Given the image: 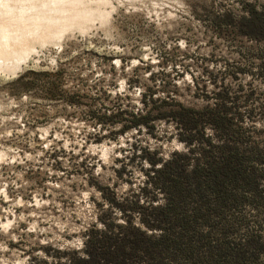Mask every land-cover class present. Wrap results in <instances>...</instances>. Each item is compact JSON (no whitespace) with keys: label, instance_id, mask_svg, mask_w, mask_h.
Instances as JSON below:
<instances>
[{"label":"rangeland","instance_id":"374dc122","mask_svg":"<svg viewBox=\"0 0 264 264\" xmlns=\"http://www.w3.org/2000/svg\"><path fill=\"white\" fill-rule=\"evenodd\" d=\"M261 27L264 0H0V264H82L88 236L112 239L110 264H264ZM178 104L203 112L191 147ZM229 149L247 186L208 187L185 230L140 222L134 202L144 217L167 201L146 160L184 175Z\"/></svg>","mask_w":264,"mask_h":264},{"label":"trees","instance_id":"16d2710c","mask_svg":"<svg viewBox=\"0 0 264 264\" xmlns=\"http://www.w3.org/2000/svg\"><path fill=\"white\" fill-rule=\"evenodd\" d=\"M248 14L252 16L257 23L261 25L260 13L255 9H252ZM261 32L264 33V28L261 27ZM58 74V73H57ZM60 74V73H59ZM34 77H38L37 74L29 73ZM25 75L17 78L14 84L20 85L23 90H30L32 87L31 83H22ZM48 98H52L50 95ZM142 102L146 106V101L144 96L142 97ZM73 104V103H71ZM178 109L170 112V117L177 123V126L184 132L187 133V137L182 139L185 145L188 147L193 146L194 140L190 135L193 130L197 128L194 125L195 119L201 115L203 112H196L191 109H187L182 105H177ZM217 120L221 123L226 121L224 116H216ZM155 118L150 117L149 113L145 114L137 113L130 114V118H120L116 119L115 123H120L122 125V133L130 129H137L141 126H150L149 123ZM99 120V119H96ZM102 122V121H100ZM209 122H212L211 120ZM207 124V123H205ZM213 124V122H212ZM204 128V127H203ZM200 132V130H199ZM203 134L201 130V135ZM150 164V169L153 171V175L149 177L148 184L157 188L160 186L162 190L167 195L166 204L160 208L158 215L146 214L144 217L140 214L139 205L134 202L133 212L138 213L140 217V222L147 228L153 229L158 228V225H153L154 223H163L168 227H178L179 229H187L193 222L200 220L203 215L201 210L205 209L207 201L204 196V192L208 187L214 191L216 195L226 194L227 186L229 184L248 185L250 179L253 177V173L248 169L247 163L248 158L244 154H240L235 150L225 151L216 163H207L196 166L192 169L190 173H184L180 169V173L176 174L173 170L172 163L169 161L163 162L160 159L157 160H146ZM159 164L158 169L156 168ZM210 166H213L212 168ZM184 172V171H183ZM153 181V182H152ZM242 186V185H241ZM159 188V187H158ZM144 189V188H143ZM249 190V187H247ZM195 198V199H194ZM225 199V198H224ZM112 204L114 203L123 212L124 206L116 203L114 198L106 199ZM198 203L191 213H187L185 205L188 201H194ZM105 230L109 229L108 225H104ZM106 233V232H104ZM110 238H106V242L103 243L101 240L91 239L89 236L85 241V245L92 244L94 251H85L86 259H79L82 264H110L112 259V251L109 247ZM165 240V238H161Z\"/></svg>","mask_w":264,"mask_h":264}]
</instances>
